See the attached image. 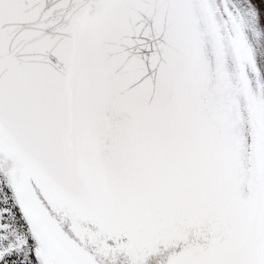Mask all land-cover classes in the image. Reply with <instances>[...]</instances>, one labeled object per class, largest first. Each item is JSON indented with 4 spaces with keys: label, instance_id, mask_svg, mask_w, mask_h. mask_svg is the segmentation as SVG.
I'll list each match as a JSON object with an SVG mask.
<instances>
[{
    "label": "snow or ice",
    "instance_id": "6c2138e0",
    "mask_svg": "<svg viewBox=\"0 0 264 264\" xmlns=\"http://www.w3.org/2000/svg\"><path fill=\"white\" fill-rule=\"evenodd\" d=\"M0 264H264L253 0H0Z\"/></svg>",
    "mask_w": 264,
    "mask_h": 264
},
{
    "label": "rangeland",
    "instance_id": "374dc122",
    "mask_svg": "<svg viewBox=\"0 0 264 264\" xmlns=\"http://www.w3.org/2000/svg\"><path fill=\"white\" fill-rule=\"evenodd\" d=\"M253 3L260 9L262 16H264V0H253Z\"/></svg>",
    "mask_w": 264,
    "mask_h": 264
}]
</instances>
